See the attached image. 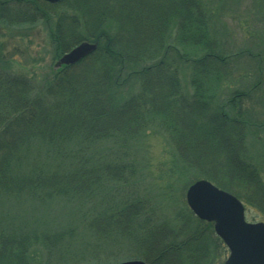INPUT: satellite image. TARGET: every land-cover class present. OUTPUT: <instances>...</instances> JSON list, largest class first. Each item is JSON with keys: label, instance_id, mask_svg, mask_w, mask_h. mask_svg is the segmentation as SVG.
Segmentation results:
<instances>
[{"label": "trees", "instance_id": "16d2710c", "mask_svg": "<svg viewBox=\"0 0 264 264\" xmlns=\"http://www.w3.org/2000/svg\"><path fill=\"white\" fill-rule=\"evenodd\" d=\"M60 4L70 14L58 13ZM210 19L203 0H0V26L44 24L57 59L81 42L97 45L37 84L2 68L0 43V199L19 210L0 220V264H37L33 248L50 250L52 238L66 236L49 238L26 220L60 200L85 205L97 242L119 235L143 250L147 264H202L212 225L197 220L198 232L175 230L139 193L129 148L152 128L183 166L264 216V184L246 155L259 123L245 116L248 91L219 98L234 58L218 48ZM256 63L254 86L264 82V56ZM133 84L139 91L125 97ZM100 197L102 210L94 204Z\"/></svg>", "mask_w": 264, "mask_h": 264}, {"label": "rangeland", "instance_id": "374dc122", "mask_svg": "<svg viewBox=\"0 0 264 264\" xmlns=\"http://www.w3.org/2000/svg\"><path fill=\"white\" fill-rule=\"evenodd\" d=\"M203 1L211 17L210 24L212 31L215 32L214 39L218 48L224 55L234 58L231 65L233 79L222 85L219 98L225 102L233 91H248L245 116L251 123L254 121L259 123V133L256 135L252 132L247 135L246 155L255 165L264 184V82L260 81L258 86L253 85L257 74L261 73L257 68V57L262 59L264 56V0ZM56 11L70 14L66 10V5L58 7ZM170 35L173 38V33ZM0 43L6 58L3 59L2 68L12 74L31 78L37 84H43L42 80L51 77L54 64L60 58H55L53 42L42 23L1 25ZM185 52L190 55L201 53L189 49ZM186 74L183 76V90L190 92ZM138 91L139 84H133V87L124 89V95L128 97L129 94H136ZM152 130L141 134L129 148V154L137 160L142 180L143 188L138 184L139 193L143 194L141 198L144 197L153 207L156 216H161L173 229L187 233L190 229L194 232L196 228L198 232L202 226L187 208L185 193L188 186L200 180V173L183 166L166 135L155 128ZM107 149L103 148L104 151ZM237 192L242 196L246 193L241 189H237ZM101 198L94 204L102 210ZM5 201L0 199V220L6 219L9 222L19 210L13 205H6ZM84 208L85 205L84 207L78 203L66 205L60 200L26 213V220L31 222L37 233H45L49 238L51 235L66 233L64 237L51 239L53 247L50 250L41 244L33 248L30 255L34 262L119 264L142 260L143 250L129 239L115 235L110 238V243L97 242L96 234L88 228ZM245 210L247 222L264 223V216L257 209L245 205ZM22 217L24 218L23 215ZM185 219L190 223L186 222L187 224L183 225L182 221H179ZM69 227H74L75 233L70 232ZM214 237L215 235L208 237L210 239L207 247L208 256L202 264H221L227 256L224 245Z\"/></svg>", "mask_w": 264, "mask_h": 264}, {"label": "water", "instance_id": "95a60500", "mask_svg": "<svg viewBox=\"0 0 264 264\" xmlns=\"http://www.w3.org/2000/svg\"><path fill=\"white\" fill-rule=\"evenodd\" d=\"M56 4L61 0H43ZM97 49L96 44L82 42L64 54L54 65L73 66ZM186 203L192 213L205 222L213 223L215 234L229 251L223 264H264V223H247L242 204L232 195L211 183L200 180L186 192ZM120 264H146L142 261H127Z\"/></svg>", "mask_w": 264, "mask_h": 264}, {"label": "bare ground", "instance_id": "6f19581e", "mask_svg": "<svg viewBox=\"0 0 264 264\" xmlns=\"http://www.w3.org/2000/svg\"><path fill=\"white\" fill-rule=\"evenodd\" d=\"M62 1H63V0H61L59 3H61ZM91 55H92V54H91ZM91 55H89L88 57H90ZM81 61H82V60H81ZM81 61H80V62H81ZM142 262H144V261H142ZM145 263H146V262H145Z\"/></svg>", "mask_w": 264, "mask_h": 264}]
</instances>
